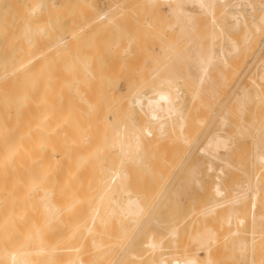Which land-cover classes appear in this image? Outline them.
Wrapping results in <instances>:
<instances>
[{
  "label": "bare ground",
  "instance_id": "bare-ground-1",
  "mask_svg": "<svg viewBox=\"0 0 264 264\" xmlns=\"http://www.w3.org/2000/svg\"><path fill=\"white\" fill-rule=\"evenodd\" d=\"M104 1L0 0V264H264V0Z\"/></svg>",
  "mask_w": 264,
  "mask_h": 264
},
{
  "label": "rangeland",
  "instance_id": "rangeland-1",
  "mask_svg": "<svg viewBox=\"0 0 264 264\" xmlns=\"http://www.w3.org/2000/svg\"><path fill=\"white\" fill-rule=\"evenodd\" d=\"M100 1H101V0H100ZM100 3L103 4V6H102V4L100 5V9H101L102 11H106V9H107V7H108V6H107L108 3L105 2V1L103 2V0H102V2H100ZM101 6H102V8H104V9H102ZM105 8H106V9H105ZM106 27H107V26H106ZM107 28H108V27H107ZM108 30H110L109 32H111V34L109 35V34H108L109 32L107 31V32H108L107 35H109V36L112 37V35L114 34V32H112V30H113L112 26H110V28H109ZM86 31H88V30H86ZM86 31H85V33H87ZM113 31H114V30H113ZM88 32H89V31H88ZM104 34L106 35V32H105ZM86 35H87V34H86ZM88 35H89V34H88ZM101 35H102V34H101ZM96 37H97V36H96ZM98 37L101 38L100 35H99ZM98 37H97V38H98ZM103 37H104V36H103ZM107 37H108V36H107ZM107 37H106L105 39H108ZM109 38H110V37H109ZM0 39H1V38H0ZM0 41H1V40H0ZM109 59H111V61L113 60L112 58H109ZM151 63H152V62H151ZM148 64H149V63H148ZM151 66H153V65H150V67H149V65H148L147 67L152 68ZM216 74H217V73H214V75H216ZM122 78H123V77H121V79H119V80L116 81V82H118V83H115V82H114L113 87H115V89H117V90H118V89H123V87L125 86L126 77H124L123 79H122ZM124 79H125V81H124ZM119 83H120V86H119ZM116 84H117V85H116ZM123 85H124V86H123ZM219 89H221V87L218 88V91H219V92H218V96H220V90H219ZM222 89H223V86H222ZM224 90H225V89H224ZM221 91H222V90H221ZM223 92H224V91H222V93H223ZM221 95H222V94H221ZM220 97H221V96H220ZM223 99H224V94L222 95L221 98H219V102H218L219 104H218V107L220 106L221 101H222ZM218 107H217V108H218ZM217 108H216V109H217ZM216 109H215V110H216ZM215 110H214V111H215ZM222 113H223V112H222ZM222 113H221V114H222ZM213 115H214V112L212 113V116H213ZM218 120H219V119H217L216 122L214 123V127H213L212 130H216V127L220 129L219 125L217 124ZM216 124H217V125H216ZM215 125H216V126H215ZM214 128H215V129H214ZM219 129H217V130H219ZM198 131L200 132V129H198ZM200 133H201V132H200ZM201 144H202V143H201ZM220 164H221V165H220ZM215 165H216V167H220V166H222V163L218 162V163H216ZM192 186H195V185H194V184H191V185L189 186V190H188V191H189L190 194H186V196H185V197H188V198L185 199V198L183 197V196L185 195V194H184V195H182V196L180 197L181 199H179L180 202L183 203V205H181L182 208H180L181 212L184 211L185 209H186L185 211H186L187 213H188L189 211L193 210L194 204H196V200L198 201L197 203H200V204H199V205L196 204L195 206H197V205H198V206H200V205L202 206V204L205 202V201L203 202V200H202L203 198L201 197V196H204V194L201 193V192H203V191L200 192V191H199L200 189H199L197 186H195L194 188H193ZM192 188H193V189H192ZM196 189H198V190H197V192H198V197L201 195V196H200V197H201L200 199H198V198L196 197V196H197V195H196L197 193L195 192ZM190 191H191V192H190ZM187 193H188V192H187ZM191 193H192V194H191ZM195 193H196V194H195ZM200 193H201V194H200ZM193 197H195L196 200H195V198H193ZM190 198H192V200H191ZM204 199H205V197H204ZM190 200H191V202H189ZM199 200H200V201H199ZM201 201H202L203 203H202ZM186 203H187V206H189V205L191 204V209H190V206H189V208H188V207L185 205ZM189 203H190V204H189ZM180 204H181V203H180ZM181 206H180V207H181ZM198 206H197V207H198ZM184 207H186V208L183 210ZM173 208H174V207H173ZM187 208H188V209H187ZM195 208H196V207H195ZM195 208H194V209H195ZM199 208H201V207H199ZM187 210H188V211H187ZM185 211H184V213H185ZM182 213H183V212H182ZM145 237H146V236H143V235H142V236L139 238V243H138V244L142 243V242L145 240ZM263 251H264V250H263ZM263 251H261V252L264 253ZM201 256H203V254H201Z\"/></svg>",
  "mask_w": 264,
  "mask_h": 264
}]
</instances>
